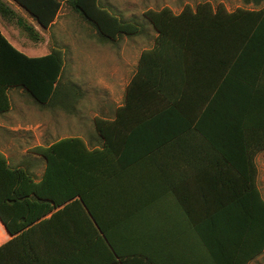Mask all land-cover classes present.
<instances>
[{"label":"trees","instance_id":"trees-1","mask_svg":"<svg viewBox=\"0 0 264 264\" xmlns=\"http://www.w3.org/2000/svg\"><path fill=\"white\" fill-rule=\"evenodd\" d=\"M12 1L42 29L52 25L63 5L61 0ZM244 2L259 8L228 11L205 2L178 14L167 8L144 12L156 33L154 43L140 53L113 118H94L100 144L90 147L80 137H67L33 148L44 164L40 178L11 167L0 153L5 231L13 236L57 207H78L91 226L89 239H98L125 264L140 253L138 210L155 204L158 162L202 157L212 167L223 163L237 174L221 183L228 193L224 202L218 200L221 195L207 198L206 236L219 238L225 253L242 258L240 264L260 256L264 200L254 160L264 150V0ZM66 4L100 43L116 45L121 37L141 33L139 23L122 20L99 0ZM0 15L17 19L30 39H40L1 0ZM63 68L60 49L28 58L0 32V114L10 108L9 89L22 90L39 108L72 114L80 92L63 81ZM0 264H10L8 257Z\"/></svg>","mask_w":264,"mask_h":264},{"label":"crops","instance_id":"crops-1","mask_svg":"<svg viewBox=\"0 0 264 264\" xmlns=\"http://www.w3.org/2000/svg\"><path fill=\"white\" fill-rule=\"evenodd\" d=\"M1 1L40 36L37 41L30 39L17 25V19L0 15V32L6 40L28 58L48 55L51 50L50 29L56 24L60 13L50 27L42 29L14 1ZM7 94L10 108L0 114V153L11 167H22L40 178L44 166H35V162H39L41 157L33 154L31 150L47 146L36 134V130L43 128V123L29 119L33 116V111L23 99L33 103L22 90L9 89ZM13 96L21 100L15 107L12 103ZM38 109L44 110L39 107ZM18 133L21 135L20 139L16 137ZM194 163H198V166L193 167ZM208 163V159L202 157H171L158 162L162 167L154 174L157 194L155 204L138 210L140 215L137 218V243L140 253L126 260L125 264L242 262L239 256L225 253V246L219 243V238L206 236L208 231L204 227V221L208 219L207 213L210 209L207 198L211 194L221 195L223 197L218 200L222 199L224 202V197L228 196L224 182L226 178L237 176L227 166L221 167L223 163L218 167H212ZM222 181L224 185H221ZM90 227L78 207H57L40 221L26 226L23 231L13 236L0 224V258L8 257L10 264H122L119 259L115 260L106 245L98 239H89L93 236ZM7 242L9 245L1 248Z\"/></svg>","mask_w":264,"mask_h":264},{"label":"rangeland","instance_id":"rangeland-1","mask_svg":"<svg viewBox=\"0 0 264 264\" xmlns=\"http://www.w3.org/2000/svg\"><path fill=\"white\" fill-rule=\"evenodd\" d=\"M209 3L212 7L222 5L228 11L238 8L255 10L258 6L244 0H99L111 13L125 21L141 25L136 37H121L116 45L100 43L95 31L64 0L56 24L50 29L49 46L63 52V81L75 86L80 96L71 114L60 108H44L23 99L33 116L29 119L43 123L37 137L48 145L67 137H80L88 146L95 147L94 118L111 119L124 101L125 88L135 72L140 53L151 48L156 33L144 18L148 10L167 8L175 14L185 7L194 9L198 4ZM12 97L13 106L18 100ZM12 137L14 135H11ZM18 139L21 135H16ZM257 188L264 200V150L256 157ZM43 168L42 159L35 162ZM249 264H264V252Z\"/></svg>","mask_w":264,"mask_h":264}]
</instances>
